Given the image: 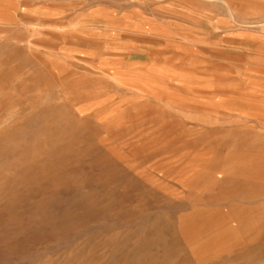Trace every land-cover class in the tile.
Returning a JSON list of instances; mask_svg holds the SVG:
<instances>
[{"label":"rangeland","instance_id":"1","mask_svg":"<svg viewBox=\"0 0 264 264\" xmlns=\"http://www.w3.org/2000/svg\"><path fill=\"white\" fill-rule=\"evenodd\" d=\"M222 130L263 197L188 233ZM0 264H264V0H0Z\"/></svg>","mask_w":264,"mask_h":264},{"label":"bare ground","instance_id":"2","mask_svg":"<svg viewBox=\"0 0 264 264\" xmlns=\"http://www.w3.org/2000/svg\"><path fill=\"white\" fill-rule=\"evenodd\" d=\"M79 86H81V85H79ZM155 114H157V113L155 112ZM157 118L159 119L158 120L159 124L157 125L156 131H160V129H162L165 124L168 125L169 129H171L170 128L171 126L173 127V125L170 126L169 123L168 122L166 123V120H164L160 116H158ZM167 125L165 126V128L167 127ZM236 129H240V128L237 127ZM243 130H234V131H232V130H222V131H217V132L220 133L221 137H219V139L217 138V140H215V141H217L218 143H225V141H226V143H228L226 146L227 147L230 146V148L227 149V151L224 152L223 154H219V156H220L219 158L220 159H217V163L215 165H207V166L199 167V168L202 169V171L204 173L202 180L200 178L196 179L194 177V174L197 173V169H196L195 173L194 172L192 173L194 168L190 169L188 171L189 173H188V175L185 178L180 179V180L183 181V183L186 186H188L192 190L203 186L202 182H204V185H206V186L208 184L213 185L215 182H217V186H218V188L221 191L220 193H222L221 195H219L220 193L218 195H215V196L211 195V197L212 196L213 197L210 198L209 202L207 201L208 202L207 204H209L208 205L209 207L206 210H202V209L198 208L199 212H198L196 218H194V220H192V224H189V225L184 227V230H186L188 233L190 231H192L196 235H204V234H208V233L210 234L211 232H213L215 230V228L217 227V224L215 222H214V224L210 223V222L214 221V220L218 221V217L221 214L220 213L221 212L220 209H217V208H219V206H227L228 207V208H226L227 214H229L228 212H232V216L234 218H236V217L238 218L239 217V215L236 212L232 211V204H228L227 201H224L225 199L223 197H232V196H245V197H248V198H250V197L251 198L263 197V195H261L260 193L254 192L255 191V186L254 185L249 184V183H245V182H242V181H236V180L234 181V180H232V178H228L229 176L228 177L226 176L230 169L232 170V168H236L237 164H238V166L240 168L247 165V162L245 163V161L236 162V161L233 160L235 155H232V152L230 151V150H232L233 145L243 147V149H245V150L246 149L248 150V149L256 148L258 143H259V145H261L260 144L261 141L258 142L259 139L255 138V136L252 137L251 135H253V134H250L248 131H243ZM175 131H177V130H175ZM258 133L259 132L255 133V134H258ZM208 134H210V136H211V132L208 133ZM246 136H248V137L251 136L252 142H254V143H252L250 140H248V138ZM232 142H237V144L236 143L233 144ZM252 168H253V166L245 167V169H247V170H252ZM232 187L234 189V192H232ZM251 188H253V190ZM232 193H233V195H232ZM202 196H204V195H202ZM201 205H202V203L201 204L200 203H196V206H201ZM240 218H239V220H240ZM240 221H242V220H240ZM246 231H248V230H246ZM241 233H242V231H241Z\"/></svg>","mask_w":264,"mask_h":264},{"label":"crops","instance_id":"3","mask_svg":"<svg viewBox=\"0 0 264 264\" xmlns=\"http://www.w3.org/2000/svg\"><path fill=\"white\" fill-rule=\"evenodd\" d=\"M148 104V103H147ZM166 108L168 107V101L166 100ZM189 103H187L186 105H188ZM196 105H198V104H196ZM147 107L146 108H151V107H149V104L148 105H146ZM185 107H187V106H185ZM159 115L164 119V120H166V121H169V124H171V123H174L175 124V122H177L176 124H177V127L178 126H180L181 125V121H178V120H171V119H169L168 118V116L164 113L165 112V110H163L162 108H160L159 109ZM178 114H180V115H182L183 117H185V118H188V114L187 113H185V111H183L182 109H181V112L180 113H178ZM181 128V127H180ZM172 143L173 142H180V143H183V142H187L189 139V135H188V132L186 131V129L184 128H181L180 129V132L179 133H174V134H172ZM200 140H203V139H200ZM197 141L199 142V139L197 138ZM202 142V141H201ZM177 144V143H176ZM176 144H174V145H176Z\"/></svg>","mask_w":264,"mask_h":264}]
</instances>
